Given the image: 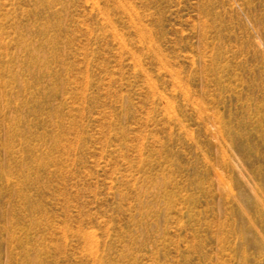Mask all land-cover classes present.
Instances as JSON below:
<instances>
[{
  "label": "rangeland",
  "instance_id": "374dc122",
  "mask_svg": "<svg viewBox=\"0 0 264 264\" xmlns=\"http://www.w3.org/2000/svg\"><path fill=\"white\" fill-rule=\"evenodd\" d=\"M0 264H264V0H0Z\"/></svg>",
  "mask_w": 264,
  "mask_h": 264
}]
</instances>
